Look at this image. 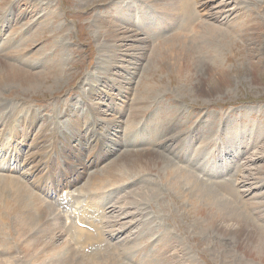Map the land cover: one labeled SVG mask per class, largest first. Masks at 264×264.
<instances>
[{
    "label": "rangeland",
    "instance_id": "1",
    "mask_svg": "<svg viewBox=\"0 0 264 264\" xmlns=\"http://www.w3.org/2000/svg\"><path fill=\"white\" fill-rule=\"evenodd\" d=\"M175 1L179 15L149 0H0V177L22 178L41 202L55 205L64 227L74 197L84 201L85 216L90 205L99 206L112 245L128 240L133 254L145 247L154 258L161 250L162 264H264L232 246L234 240L205 232L189 198L163 192L159 170L139 163L171 156L176 165H187L185 158L203 150L190 166L224 197L238 193L249 216L241 217L264 234V0ZM187 6L202 28L195 34L186 27ZM117 28L132 38L115 35ZM178 33L197 35L186 55L169 41ZM13 67L37 85L9 83ZM161 122H169V132H162ZM214 151L218 156L209 160ZM61 170L77 184L48 197L40 191L43 176L55 178L49 172ZM144 186L155 191L141 205L136 192ZM115 226L123 233L111 232ZM4 232L0 264H28L23 244L29 235ZM56 237L59 244L69 239ZM93 249L82 248L86 254ZM48 258L45 252L42 264Z\"/></svg>",
    "mask_w": 264,
    "mask_h": 264
},
{
    "label": "bare ground",
    "instance_id": "2",
    "mask_svg": "<svg viewBox=\"0 0 264 264\" xmlns=\"http://www.w3.org/2000/svg\"><path fill=\"white\" fill-rule=\"evenodd\" d=\"M149 1H152L153 5L160 8L161 10H168L170 12H172V10H174L179 15V12H177L179 10V7H180V4L178 1H175V0H162L161 2H158L159 0L158 1L157 0L156 1L149 0ZM152 3H149V4H152ZM188 3H189V1H188ZM190 7L192 8L191 5H190ZM190 7L187 6V8H186V12H187L186 17L188 19L187 23H186V27L189 26L190 33L195 34L196 32L202 30V28L201 27L199 28L200 23H197V19L191 18V17L195 16V13H194V11H192V9L190 10ZM181 11H182V9H181ZM227 11H229V10H227ZM175 16H177V15H175ZM199 21H201V20H199ZM116 25H118V24H116ZM207 25H209V24H207ZM119 28L115 29V31L117 30L116 33L118 32L119 34H122L123 36L127 37L128 39L132 38V35L130 33H128V31H125V30L119 29ZM118 33L115 35L118 36ZM218 33H220V32H218ZM178 34L176 36H174V39L169 40V41H172L174 43V44L171 43L172 48L179 46L180 49L182 50V53L186 55V52H188V51H186L187 45L188 44L192 45L193 44L192 41H197V35L194 36L192 34L194 36V37H192V35H188L189 34L188 33L187 34L188 36L186 37V36H182V35H180V34L178 35ZM224 36H225V34H224ZM119 37H120V35H119ZM220 39H221V36H220ZM217 40L219 41L218 38H217ZM125 46L126 45H124L123 47H125ZM218 46H219V44H216L214 46L215 48L213 49V52L210 50V55H213L217 51L216 47H218ZM120 50H121V48L118 47L117 51H120ZM175 53H176L175 50H172L171 54L173 55ZM172 55H169V56H172ZM10 69H11V78L10 79L8 78L9 83L12 82L11 84L16 85V81L20 80V81H22V84L26 83V85L29 88H32V86L37 85L33 81V79L35 77H32L31 74L29 75L24 70L19 71V69L15 68V67L10 68ZM223 78H224V76H223ZM41 79H42L41 77H38L35 79V81H37V83H40ZM5 86H7V85H5ZM0 91H2V90H0ZM161 115H162V113H161ZM163 116H164V114H163ZM167 117H168V115H167ZM170 123H172V122H170ZM163 124H167V126L164 127ZM163 124H162V122H161V124H159V125H162V132H166V131L169 132V130H167V128H169V122H165V123L163 122ZM143 135L144 134H142V136ZM167 138H169V137L167 136ZM216 141L217 140H215V142ZM223 142H224V140H223ZM137 144H138V142H137ZM140 144H141V142H140ZM221 144H223V143H221ZM167 145L168 144L166 143V141H164L163 147L167 146ZM181 145H184V143L181 142L180 146L178 148H181L182 147ZM189 145L183 146L185 149V154H187V152H189L191 149V144H189ZM141 148H143V147H141ZM203 148H201V149H203ZM167 149H168V151L171 152V150H170L171 148L168 147ZM164 150H166V149H164ZM202 151L200 149L197 150V152H195V153L193 151L191 158H187V159L185 158L187 165H181V164L176 165L175 164L176 160H173L171 158V156L169 157L170 158L169 160L167 158L168 156L167 157L162 156L161 159H158V157H156V158L153 157L152 159L151 158L150 159L149 158L139 159V163L141 162L143 166H146L148 168H150V167L154 168L155 167L156 171L159 170L158 173H159V175H161L160 178L163 179V180H160L163 182L161 185H162V187H166V188H162V190L164 189L163 192H165V189H167L168 192L175 191L176 193H178L180 195H185L189 198L190 204L192 205L191 206L192 213L194 215H198V217H202L201 220H202V222L204 221L202 223L204 228L203 227L202 228L205 230V232L213 230V231L219 233V236H222L223 238L234 240L233 244L231 242H229V243H231L232 246H235L236 249H241V251L239 250L241 253L244 252L243 254H245V256H249V257L251 256V257H253V259L254 258L258 259L259 261L264 263V234L261 233L260 230H257L256 228H252V226L245 221V217H241V216H244L245 214H243V211L240 208L239 203L237 202L239 194L237 193V195H236L235 190H231L232 193L236 196L233 198L224 197L225 194L221 193V191H220V193H218L217 190L215 188H213L212 185L214 182L210 183V181H205V180L201 179L197 175V172H196L197 170H195L196 166L195 165H194L195 167L190 166V165H193V162L195 159L199 158L200 154H202L201 153ZM164 152H166V151H164ZM218 152H219V150H218ZM218 152L217 151L212 152L210 154L209 160L216 158L218 156V154H217ZM138 154H140V153H138ZM180 154H183L182 150L177 151V152H172V157L178 158ZM169 155H171V154H169ZM191 159L193 160V162ZM153 162H155V163L153 164ZM136 164H138V163H136ZM159 164H160V166L158 167ZM5 183H7V184H5ZM27 184L28 183L27 182L25 183L22 178L19 179L17 177H9V178L0 177V199L3 198V201L6 202V205L0 206V235H3L2 233L4 232V230L6 233H8L10 235L17 233L16 237L19 239L23 235H25L26 233L29 235V237L26 236V237H28L29 242L23 244L24 250H25L24 252L25 253L28 252V254L30 255L28 258L25 259L28 264H37V262H39V264H42L44 260H47V259H43V261H41V257H42V255H44L45 252H46L47 256L49 257L48 258L49 264H126L127 261L125 262V260H127L129 257H130L129 258L130 261L128 259V262H131L132 264H154V263L159 264L160 263V261H159L160 258H158V256L160 257L159 254H161V250L158 252L159 254L155 255L156 257L154 258V257H152L153 254L150 253L148 251V249L144 250L145 247L139 249V253H137L138 250L137 251L135 250V253L133 254L134 251H132L131 249H134V248L132 246H129L128 240L126 241L125 244H122L123 243L122 242L121 245H120V243L118 245L120 247H123L124 249H121L120 247H118L116 245L117 243L115 245H112L110 243V240H108L104 235L103 225H101L102 218L100 217V222H99L98 221L99 219L97 220L95 217H93L95 215L97 216V214H98L95 209L92 212L93 215L88 214L89 215L88 218L87 217H81L82 220L80 219V221L84 222L86 224H89V226H91V227H94L96 232H93L94 229L92 231H89V230L84 229V228L78 229L75 226H69V225H68L69 227H67V228L64 227L63 225L60 224V221L62 219L61 215H59L60 213L57 214L55 212V209H56L55 205H53L51 202H49V203L48 202H41L40 197L37 194V192H35L34 189L30 185H27ZM257 184H258V182H257ZM154 191H155V189H151L147 186L146 187L144 186V189L140 187L137 190L136 193H140V194H138L139 195L138 200L141 203V205L144 203V200L149 199L151 197V195L154 194ZM171 195L172 194H170V193L166 194V196H171ZM44 201H46V200H44ZM1 205H2V202H1ZM92 206L93 205H90V208H92ZM93 208H94V206H93ZM95 208H98V210H100L99 206L98 207L95 206ZM209 211H212L213 214L209 215L208 214ZM131 213H134V211ZM9 215L12 216L11 219L9 218ZM246 217H249V216H246ZM111 219H114V218H111ZM117 223H119V222H117ZM105 224L108 227H110V226L112 227L113 222H111V220H108V222L107 223L105 222ZM122 225H124V224H122ZM124 226L126 227V225H124ZM117 228H119V226ZM111 232H113V233L117 232V234L123 233L122 231L116 229V226H115V229H111ZM58 234L61 237L64 234H67L69 239L65 240L62 244L61 243L59 244L56 242L57 240L55 239L56 236L59 237ZM219 236H217V237L220 238ZM45 237L49 238V241H45L46 240V239L44 240ZM2 238H3V236H2ZM166 241H168V240H166ZM18 244L20 245V243H18ZM88 246H91V249H93V247H95V249H93V251L91 250L92 252H89L86 254L82 250V248L83 247L88 248ZM165 246H168V244H166ZM17 250H18V247H17ZM38 251H39V253H38ZM234 251H236V250H234ZM30 252H32V253L30 254ZM131 254H133V255L131 256ZM142 254H143V256H142ZM149 254H152V255H149ZM25 257H27V254L25 255ZM18 264H21L20 261ZM160 264H162V263H160ZM193 264H196V261H193Z\"/></svg>",
    "mask_w": 264,
    "mask_h": 264
}]
</instances>
